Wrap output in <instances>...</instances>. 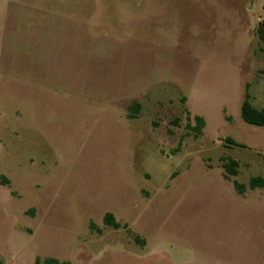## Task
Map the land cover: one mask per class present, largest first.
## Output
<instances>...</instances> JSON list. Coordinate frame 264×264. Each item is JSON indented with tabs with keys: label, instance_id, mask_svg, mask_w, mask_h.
Returning a JSON list of instances; mask_svg holds the SVG:
<instances>
[{
	"label": "rangeland",
	"instance_id": "obj_1",
	"mask_svg": "<svg viewBox=\"0 0 264 264\" xmlns=\"http://www.w3.org/2000/svg\"><path fill=\"white\" fill-rule=\"evenodd\" d=\"M261 26L264 0H0V261L264 264Z\"/></svg>",
	"mask_w": 264,
	"mask_h": 264
},
{
	"label": "trees",
	"instance_id": "obj_2",
	"mask_svg": "<svg viewBox=\"0 0 264 264\" xmlns=\"http://www.w3.org/2000/svg\"><path fill=\"white\" fill-rule=\"evenodd\" d=\"M259 36L262 40H264V27H260L258 30ZM241 113L243 119L254 126H264V110L256 109L252 106L250 103L249 95H247L246 99L244 100L241 108ZM196 122L198 123V126L196 127L199 131H202V129L205 127L206 122L203 117H196ZM223 167L227 171V173L231 176H236L238 171V163L236 161H227L223 164ZM7 184H9V181H6ZM236 189L243 194L245 192V187L243 185H240L239 183L235 182ZM250 187L255 188H264V179L261 177H257L252 179L250 182ZM105 223L114 229L120 228V223L116 220L113 213H107L104 219ZM0 264H4L2 261H0ZM36 264H71L70 262H60L58 259L55 258H47L43 262L40 259H37Z\"/></svg>",
	"mask_w": 264,
	"mask_h": 264
},
{
	"label": "crops",
	"instance_id": "obj_3",
	"mask_svg": "<svg viewBox=\"0 0 264 264\" xmlns=\"http://www.w3.org/2000/svg\"><path fill=\"white\" fill-rule=\"evenodd\" d=\"M129 108H130V106H129Z\"/></svg>",
	"mask_w": 264,
	"mask_h": 264
}]
</instances>
